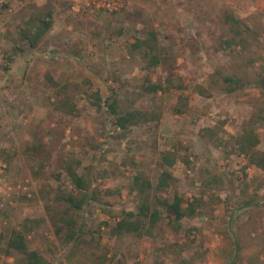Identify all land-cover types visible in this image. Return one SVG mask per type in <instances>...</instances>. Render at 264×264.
Wrapping results in <instances>:
<instances>
[{
  "label": "rangeland",
  "instance_id": "1",
  "mask_svg": "<svg viewBox=\"0 0 264 264\" xmlns=\"http://www.w3.org/2000/svg\"><path fill=\"white\" fill-rule=\"evenodd\" d=\"M47 10L51 28L29 48L20 33ZM229 15L248 31L242 48L223 44ZM215 73L244 87L224 93ZM53 82L66 86L72 113L53 107ZM150 84L163 90L146 92ZM111 98L159 120L122 135L103 104ZM257 112L264 0H0V264L21 257L6 252L15 231L50 264H264V177L236 145ZM204 128L221 144L200 138ZM255 129L264 152V120ZM166 152L176 158L168 169ZM67 167L91 181L79 212L66 201L81 197ZM164 170L169 188L147 191L160 214L152 233L112 236L135 209L133 180L154 188ZM174 195L183 207L197 199L193 217L173 220L164 202Z\"/></svg>",
  "mask_w": 264,
  "mask_h": 264
},
{
  "label": "trees",
  "instance_id": "2",
  "mask_svg": "<svg viewBox=\"0 0 264 264\" xmlns=\"http://www.w3.org/2000/svg\"><path fill=\"white\" fill-rule=\"evenodd\" d=\"M52 15L49 10L39 12L38 14H33L31 19L25 25L23 31H21L20 36L22 40L27 41V46L29 48H35L41 39V37L51 28ZM226 20L230 21L229 24L233 23L234 26L230 27V33L227 39L223 41L225 47L230 46H244L245 41L243 34H248L246 30L241 29L239 20L234 19L232 16H227ZM154 37V34H150ZM138 45H135V47ZM150 64H156V59H152ZM154 66V65H152ZM215 85L220 86L224 93H233L244 87V82L237 77L235 74L221 75L218 73L213 74L211 77ZM54 88L53 96V107L58 110H67L72 113L73 106H70V98L68 96V90L66 86L57 87L56 83H52ZM163 87L160 84H150L148 85L146 92L156 93L162 91ZM91 98L95 99L94 104L98 108H101V99L99 98L98 91L92 93ZM106 111L109 115L113 117L114 127L119 129V133L126 135L135 126L144 125L150 122H157L159 117L154 111H145L138 109H125L123 111L118 110L117 104L114 99H109L107 103H103ZM178 113H182L179 109ZM260 120H264V115L253 113L248 123L242 129L241 134L236 138V145L238 151L246 159V166L255 167L259 169L264 177V152L257 149V145L260 139L255 132V127ZM200 138L206 139L213 145H220L221 139L218 134L212 128H204L200 131ZM176 161L173 154L166 152L161 156V163L166 169L170 168ZM68 176L71 178L76 186L77 191L81 194L80 199H74L73 197H67L66 201L70 204L71 209L75 212H79L83 207L92 199V193L90 190V183L87 182L85 178L77 175L73 170L67 167ZM173 181L171 173L168 170H164L160 173L157 178V183L154 188L152 184L147 180H141V178L136 177L133 180L134 187L133 192L137 197V202L135 204V209L123 212L119 218L115 221L114 225L111 227V235H123V234H133L140 236L141 234L150 235L152 230L155 228L156 223L159 220V211L150 203L148 190L154 189L157 193L164 192L169 188ZM216 185L221 183V178H214ZM264 184V180H263ZM197 199L192 202H188L186 207H183V200L178 195H174L171 203L164 202L166 210L169 215L173 217L175 222H180L185 216L193 217L196 211ZM69 239L74 241L79 237L74 234L71 230L69 234ZM24 236L21 232L15 231L12 236L7 241L6 252H15L21 257L17 261L11 264H50V262L37 250H28L25 245ZM99 260V259H98ZM189 261L182 260L180 264H188ZM10 264V263H7Z\"/></svg>",
  "mask_w": 264,
  "mask_h": 264
}]
</instances>
